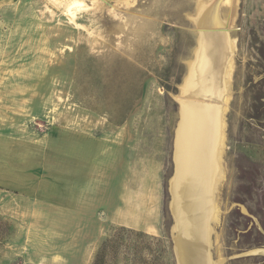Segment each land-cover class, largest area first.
<instances>
[{
    "label": "rangeland",
    "instance_id": "rangeland-1",
    "mask_svg": "<svg viewBox=\"0 0 264 264\" xmlns=\"http://www.w3.org/2000/svg\"><path fill=\"white\" fill-rule=\"evenodd\" d=\"M213 1L233 51L209 251L264 264V0ZM196 5L0 0V247L37 255L0 264H94L122 227L146 236L110 264H176L169 182Z\"/></svg>",
    "mask_w": 264,
    "mask_h": 264
},
{
    "label": "bare ground",
    "instance_id": "bare-ground-1",
    "mask_svg": "<svg viewBox=\"0 0 264 264\" xmlns=\"http://www.w3.org/2000/svg\"><path fill=\"white\" fill-rule=\"evenodd\" d=\"M212 1L197 0L195 7L193 22L203 32L198 39L195 60L189 64L183 91L186 97L180 101L182 118L174 141L175 173L170 179V209L179 264H216L209 242L211 222L217 216L215 194L223 178L224 113L228 102L224 94L233 49L219 12L220 5ZM230 1L233 0L227 2ZM212 94L220 95V100L208 99Z\"/></svg>",
    "mask_w": 264,
    "mask_h": 264
},
{
    "label": "trees",
    "instance_id": "trees-1",
    "mask_svg": "<svg viewBox=\"0 0 264 264\" xmlns=\"http://www.w3.org/2000/svg\"><path fill=\"white\" fill-rule=\"evenodd\" d=\"M133 236L145 237L146 235L142 233H137L130 229H126L125 227L118 229L112 237L107 238L101 244L96 254L94 264H110L111 262H113L112 259H116V254L120 250L125 239H131ZM109 253H114L111 259L112 261H109L108 259Z\"/></svg>",
    "mask_w": 264,
    "mask_h": 264
},
{
    "label": "crops",
    "instance_id": "crops-1",
    "mask_svg": "<svg viewBox=\"0 0 264 264\" xmlns=\"http://www.w3.org/2000/svg\"><path fill=\"white\" fill-rule=\"evenodd\" d=\"M9 147L10 146L8 145V141L6 140L5 136L0 137V149H9ZM16 149H21V144H20V146H19V144H16ZM38 149H46V148L38 147ZM64 149H87V148L80 146V145H75V146H65ZM89 149H91V148H89ZM81 153L82 152H80V154ZM11 245H13V247H9V248L6 246L0 247V260L6 261V263L7 262L10 263L13 261H14V263H18L20 258H22V256H24L25 261H30V262L37 261V255L35 253L30 252L26 255H23L22 248H17L16 244H14V243L10 244V246ZM52 257H54V256H52ZM86 259H88V258H86V256H84V259L79 264H88V263H91V261L93 260V259H91L90 261H87Z\"/></svg>",
    "mask_w": 264,
    "mask_h": 264
},
{
    "label": "water",
    "instance_id": "water-1",
    "mask_svg": "<svg viewBox=\"0 0 264 264\" xmlns=\"http://www.w3.org/2000/svg\"><path fill=\"white\" fill-rule=\"evenodd\" d=\"M203 32V31H202ZM213 96H208L207 98L208 99H210V100H212V101H219L220 99H219V96L220 95H216V94H212ZM194 99H197V101H202L201 100V98H199V97H196V98H194ZM223 101V100H222ZM181 118H182V106H181V104H180V110H179V120L181 121ZM179 121V122H180ZM178 125H179V123H178ZM178 128V127H177ZM177 132V131H176ZM176 136V135H175ZM175 144V143H174ZM175 147V146H174ZM169 192H170V182H169ZM170 195H171V193H170ZM169 208H170V205H169ZM170 211H171V209H170ZM171 214H172V211H171ZM172 217H173V215H172ZM173 226H174V218H173ZM171 234H172V241H173V251H174V255H175V260H176V264H179V258H178V254H177V251H176V240H175V233H174V231H173V227H172V230H171Z\"/></svg>",
    "mask_w": 264,
    "mask_h": 264
}]
</instances>
